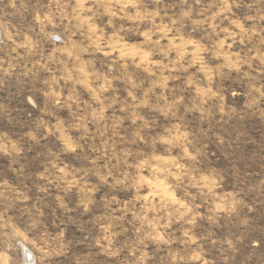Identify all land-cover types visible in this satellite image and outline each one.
<instances>
[{
    "label": "rangeland",
    "instance_id": "374dc122",
    "mask_svg": "<svg viewBox=\"0 0 264 264\" xmlns=\"http://www.w3.org/2000/svg\"><path fill=\"white\" fill-rule=\"evenodd\" d=\"M0 264H264V0H0Z\"/></svg>",
    "mask_w": 264,
    "mask_h": 264
},
{
    "label": "bare ground",
    "instance_id": "6f19581e",
    "mask_svg": "<svg viewBox=\"0 0 264 264\" xmlns=\"http://www.w3.org/2000/svg\"><path fill=\"white\" fill-rule=\"evenodd\" d=\"M24 255H26L28 258L26 259L27 262H29V260L31 261L33 259L32 254L30 251H28L27 249L24 248ZM26 258V257H25Z\"/></svg>",
    "mask_w": 264,
    "mask_h": 264
},
{
    "label": "water",
    "instance_id": "95a60500",
    "mask_svg": "<svg viewBox=\"0 0 264 264\" xmlns=\"http://www.w3.org/2000/svg\"><path fill=\"white\" fill-rule=\"evenodd\" d=\"M26 259H27V256L25 255Z\"/></svg>",
    "mask_w": 264,
    "mask_h": 264
}]
</instances>
